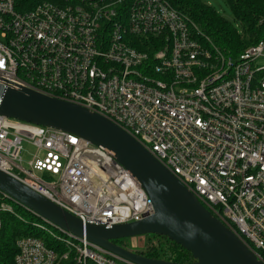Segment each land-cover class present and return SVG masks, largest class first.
<instances>
[{"label": "built area", "instance_id": "built-area-1", "mask_svg": "<svg viewBox=\"0 0 264 264\" xmlns=\"http://www.w3.org/2000/svg\"><path fill=\"white\" fill-rule=\"evenodd\" d=\"M0 0V77L102 114L134 136L264 261V38L238 56L205 37L168 0ZM264 22V17L261 19ZM24 142L34 148L25 161ZM0 169L77 216L112 227L155 212L105 148L0 114ZM64 245L17 240L15 264H136L0 191ZM10 209L0 200L1 212ZM146 235L131 237V251Z\"/></svg>", "mask_w": 264, "mask_h": 264}, {"label": "water", "instance_id": "water-1", "mask_svg": "<svg viewBox=\"0 0 264 264\" xmlns=\"http://www.w3.org/2000/svg\"><path fill=\"white\" fill-rule=\"evenodd\" d=\"M0 114L73 133L110 151L140 182L155 212L112 227L86 224L45 196L0 169V191L59 227L86 238L136 264H264L236 232L216 217L185 184L134 136L106 116L82 105L26 87H11L0 77ZM156 234L190 251L195 259L177 263L148 258L116 243L126 237Z\"/></svg>", "mask_w": 264, "mask_h": 264}, {"label": "trees", "instance_id": "trees-1", "mask_svg": "<svg viewBox=\"0 0 264 264\" xmlns=\"http://www.w3.org/2000/svg\"><path fill=\"white\" fill-rule=\"evenodd\" d=\"M44 1L60 4L64 0H17L16 9L20 12L28 11ZM168 2L185 15L203 36L209 37L225 53L238 56L264 38V22H261L264 17V0H225L239 27L203 0H168ZM0 200L10 208L1 212L0 264H15L18 253L17 240L24 236L44 239L48 246L54 247L62 256L66 250L64 245L36 227V223L40 221L37 216L19 204L3 198L1 194ZM118 241L121 240H117L116 243ZM137 252L148 258L177 263L195 261L190 251L164 235H146L144 248ZM58 264H75V262L72 258L61 259Z\"/></svg>", "mask_w": 264, "mask_h": 264}, {"label": "rangeland", "instance_id": "rangeland-1", "mask_svg": "<svg viewBox=\"0 0 264 264\" xmlns=\"http://www.w3.org/2000/svg\"><path fill=\"white\" fill-rule=\"evenodd\" d=\"M207 4H210L214 6L217 11L224 16L226 19H228L230 22L234 23V25H237V22L234 20L232 12L230 11L229 7L227 6L225 0H203ZM238 26V25H237ZM239 27V26H238ZM261 64H264V59L260 61ZM24 147L26 149V152L24 153V159L27 161L32 157V153L34 151V148L31 144L24 142ZM120 245L126 246V248L131 249L132 244H131V238L126 237L121 239V241H118Z\"/></svg>", "mask_w": 264, "mask_h": 264}]
</instances>
